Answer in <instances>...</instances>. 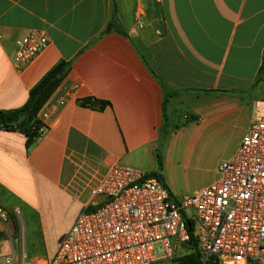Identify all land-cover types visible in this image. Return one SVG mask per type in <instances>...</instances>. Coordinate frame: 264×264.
<instances>
[{
  "label": "crops",
  "instance_id": "obj_1",
  "mask_svg": "<svg viewBox=\"0 0 264 264\" xmlns=\"http://www.w3.org/2000/svg\"><path fill=\"white\" fill-rule=\"evenodd\" d=\"M32 28L47 44L17 69L13 38ZM59 59L68 67L42 104L40 135L26 148L21 131L0 127V251L18 263L22 256L36 262L25 258L26 245L20 260L15 250L13 226L20 237L22 216L42 199H66L70 224L91 175L112 162L157 172L179 197L216 177L215 164L197 186L177 183L192 153H206L217 139L235 137L223 159L231 155L264 94V0H0V109L21 105ZM158 78L180 89L162 135ZM85 97L105 104L81 103ZM65 230L46 248L44 264Z\"/></svg>",
  "mask_w": 264,
  "mask_h": 264
},
{
  "label": "built area",
  "instance_id": "obj_2",
  "mask_svg": "<svg viewBox=\"0 0 264 264\" xmlns=\"http://www.w3.org/2000/svg\"><path fill=\"white\" fill-rule=\"evenodd\" d=\"M13 44L11 62L21 69L47 36L32 28ZM46 116L41 105L37 117ZM215 170L212 181L177 198L154 173L106 165L91 175L85 202L46 264H164L182 247L189 250L191 239L199 264H264V94L254 99L246 130ZM0 264L38 263L24 256L18 263L13 253L0 251Z\"/></svg>",
  "mask_w": 264,
  "mask_h": 264
},
{
  "label": "rangeland",
  "instance_id": "obj_3",
  "mask_svg": "<svg viewBox=\"0 0 264 264\" xmlns=\"http://www.w3.org/2000/svg\"><path fill=\"white\" fill-rule=\"evenodd\" d=\"M170 104V103H169ZM235 137L228 135V138L217 139L209 147L206 148V153H192L189 159L186 161L184 175L178 177L177 183L182 188H193L197 186L205 177L209 175V170L204 169L206 167H213L227 154L228 148L232 145ZM134 167V166H133ZM156 176V174H155ZM217 176V175H216ZM161 183V179L156 177ZM163 184V183H162ZM173 195V194H172ZM174 196V195H173ZM175 197L180 198L175 195ZM72 209V203L63 199L61 201H52L42 199L39 206L32 208L29 212V217L22 216V224L19 225L16 217L17 225L20 226V237L17 226L15 228L16 248L15 250L19 254V260L21 259L19 248L23 247L26 252V257L31 260H35L38 264H44V253L48 246H53L57 243L61 233L68 227L70 222L69 214ZM15 213V212H14ZM187 213H193L192 209H188ZM16 214V213H15ZM18 234V235H17ZM44 237L45 242H43ZM181 250L188 251L187 248L182 247ZM178 251L177 254L184 253ZM26 251V250H25ZM171 259L164 262V264H170ZM153 264H162L160 262H154Z\"/></svg>",
  "mask_w": 264,
  "mask_h": 264
},
{
  "label": "trees",
  "instance_id": "obj_4",
  "mask_svg": "<svg viewBox=\"0 0 264 264\" xmlns=\"http://www.w3.org/2000/svg\"><path fill=\"white\" fill-rule=\"evenodd\" d=\"M146 67L155 75L152 69L149 67L148 62L144 58ZM68 67V61L59 59L53 63L44 73L28 88L27 96L23 103L16 107L0 109V127L2 128H16L25 135V147L28 148L34 139L40 135L41 128L45 127V123L37 117V111L44 101L48 98L50 93L61 81L65 71ZM162 89V121L159 127L160 135H162L167 128L171 127L168 123L166 107L169 104L170 98L178 92L180 89L172 87L168 83L158 78ZM81 103H87L102 107L105 102L97 99L81 98ZM24 110L26 113H24ZM186 118H194V115H188ZM161 138H159L155 147L156 163L160 166ZM157 175V172H153ZM188 228H191L193 220L191 218L186 219ZM191 248L181 254H176L171 258L170 264H199V255L195 248V242L193 239L189 241Z\"/></svg>",
  "mask_w": 264,
  "mask_h": 264
},
{
  "label": "water",
  "instance_id": "obj_5",
  "mask_svg": "<svg viewBox=\"0 0 264 264\" xmlns=\"http://www.w3.org/2000/svg\"><path fill=\"white\" fill-rule=\"evenodd\" d=\"M24 113H26V111L24 110Z\"/></svg>",
  "mask_w": 264,
  "mask_h": 264
}]
</instances>
